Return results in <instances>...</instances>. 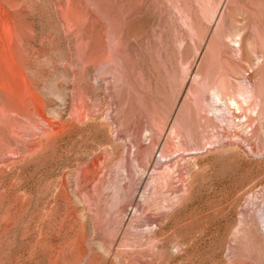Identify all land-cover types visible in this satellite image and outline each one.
I'll return each mask as SVG.
<instances>
[{
  "label": "rangeland",
  "instance_id": "374dc122",
  "mask_svg": "<svg viewBox=\"0 0 264 264\" xmlns=\"http://www.w3.org/2000/svg\"><path fill=\"white\" fill-rule=\"evenodd\" d=\"M0 264H264V0H0Z\"/></svg>",
  "mask_w": 264,
  "mask_h": 264
},
{
  "label": "bare ground",
  "instance_id": "6f19581e",
  "mask_svg": "<svg viewBox=\"0 0 264 264\" xmlns=\"http://www.w3.org/2000/svg\"><path fill=\"white\" fill-rule=\"evenodd\" d=\"M217 97L219 98V100H221L219 95H217ZM227 102H228V101H227ZM236 103H237V102H236ZM230 104H232V105L235 104V102L233 101V99H232V101L230 102Z\"/></svg>",
  "mask_w": 264,
  "mask_h": 264
}]
</instances>
